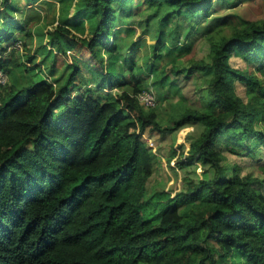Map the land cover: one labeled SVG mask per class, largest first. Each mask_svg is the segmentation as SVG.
<instances>
[{
    "label": "trees",
    "instance_id": "trees-1",
    "mask_svg": "<svg viewBox=\"0 0 264 264\" xmlns=\"http://www.w3.org/2000/svg\"><path fill=\"white\" fill-rule=\"evenodd\" d=\"M15 1L1 0L0 20ZM120 1L74 0V17L54 26L55 50L68 55L61 41L82 50L70 57L63 84L41 70L25 86L9 84L12 72L25 66L22 58L32 59L31 34L16 38L21 22L0 32L6 76L0 84V264H264V22L241 20L243 27L229 36L212 22L204 32L209 62L192 61L190 70L211 71L213 101L162 126L161 93L156 106L145 109L136 99L138 84L128 88L123 80L133 60L118 56L127 46L113 28ZM141 2L170 16L156 15L154 58L145 66L156 73L159 51L170 52L173 40L165 36L166 23L203 21L214 0ZM81 16L89 21L86 30ZM49 53L51 72L55 54ZM153 80L161 88L167 79L154 74ZM190 122L202 132L177 153L174 167L207 164L212 176L186 181L176 195H145L153 170L141 140L145 130L172 132Z\"/></svg>",
    "mask_w": 264,
    "mask_h": 264
},
{
    "label": "rangeland",
    "instance_id": "rangeland-1",
    "mask_svg": "<svg viewBox=\"0 0 264 264\" xmlns=\"http://www.w3.org/2000/svg\"><path fill=\"white\" fill-rule=\"evenodd\" d=\"M73 1L16 0L14 11L8 10L6 17H1L3 20H0V32L5 33L6 25L9 23L21 22L20 31H13L16 38L23 39V35L27 32L31 34L28 46L32 59L27 62L26 58H22L25 66L22 65L12 72L9 84L13 83L18 87L25 86L35 78H40L39 70L46 73L44 77L50 81L52 78L47 75L49 73L53 80H58L61 84L65 82L67 75L72 71V65L68 63L71 60L70 57L76 58L82 50L79 47L71 50L64 41H61L68 55L59 53V50H55L56 44L51 41V32L58 22L65 20L66 17H74ZM156 15L168 20L170 18L166 10L156 11L154 8H148L141 0H122L114 5L113 28L118 29L115 37L118 38L119 44L127 45L123 47L121 56L118 55L119 60L121 61V58L127 54L131 55L133 60V65L125 67L123 80L126 81L128 88L136 83L142 92L152 95L161 93L159 104H157V121L160 125L166 126L174 115L186 108L205 111L213 101L207 93V81L211 78V71L190 70L192 61L209 62V45L204 32L212 27L213 21L219 24L217 28L219 27L221 33L226 36L231 34L232 28L243 27L241 20L264 22V0H214L210 17L203 21L199 19L193 24H187L184 21L178 25L166 23L165 36L173 39L167 44L170 52L163 49L159 51L160 59L155 68L156 73H151L145 69V66L147 68L154 58L152 46L157 30ZM81 17L84 22L83 28L86 30L89 21L86 17ZM77 25L73 24V26ZM181 46H185L188 51H180ZM50 49L55 54L51 72L48 71L53 58L51 53L48 54ZM19 52L23 53V50ZM100 53L103 58H106V53L101 48ZM65 64H68L70 68L64 66ZM234 65L238 66V63ZM85 74L83 77L91 80L92 73L85 72ZM154 74L167 79L161 88L155 84ZM261 76V83L264 86V72ZM164 87H168L169 90H165ZM117 90L119 88H114L107 93L108 98L114 97ZM201 132L202 125L194 122L184 123L172 132L159 133L149 128L145 130L141 140L148 149L153 162L152 174L144 184L145 195H150L153 191H166L171 195H176L185 188L186 181L198 182L212 176V170L207 164L197 163L182 169L174 167L173 158L179 151H186L190 142L196 139ZM233 160H235L233 157H228L229 162ZM229 263L242 264L237 260Z\"/></svg>",
    "mask_w": 264,
    "mask_h": 264
},
{
    "label": "built area",
    "instance_id": "built-area-1",
    "mask_svg": "<svg viewBox=\"0 0 264 264\" xmlns=\"http://www.w3.org/2000/svg\"><path fill=\"white\" fill-rule=\"evenodd\" d=\"M6 82V76L0 72V84H4ZM136 99L141 106L145 109L154 108L156 106V98L155 95L151 93L141 92L136 95Z\"/></svg>",
    "mask_w": 264,
    "mask_h": 264
},
{
    "label": "clouds",
    "instance_id": "clouds-1",
    "mask_svg": "<svg viewBox=\"0 0 264 264\" xmlns=\"http://www.w3.org/2000/svg\"><path fill=\"white\" fill-rule=\"evenodd\" d=\"M16 48H19V47H16Z\"/></svg>",
    "mask_w": 264,
    "mask_h": 264
}]
</instances>
